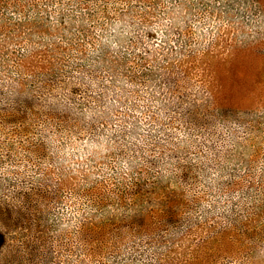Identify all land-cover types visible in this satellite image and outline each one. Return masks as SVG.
Returning <instances> with one entry per match:
<instances>
[{"label": "rangeland", "instance_id": "374dc122", "mask_svg": "<svg viewBox=\"0 0 264 264\" xmlns=\"http://www.w3.org/2000/svg\"><path fill=\"white\" fill-rule=\"evenodd\" d=\"M0 264H264V0H0Z\"/></svg>", "mask_w": 264, "mask_h": 264}]
</instances>
